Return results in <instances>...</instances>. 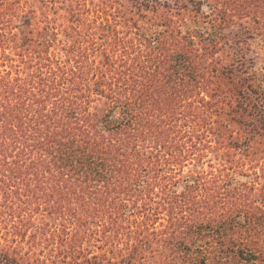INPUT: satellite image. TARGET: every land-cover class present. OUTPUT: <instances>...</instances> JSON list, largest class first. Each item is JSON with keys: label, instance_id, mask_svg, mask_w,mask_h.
Listing matches in <instances>:
<instances>
[{"label": "trees", "instance_id": "obj_1", "mask_svg": "<svg viewBox=\"0 0 264 264\" xmlns=\"http://www.w3.org/2000/svg\"><path fill=\"white\" fill-rule=\"evenodd\" d=\"M264 0H0V264H264Z\"/></svg>", "mask_w": 264, "mask_h": 264}, {"label": "rangeland", "instance_id": "obj_2", "mask_svg": "<svg viewBox=\"0 0 264 264\" xmlns=\"http://www.w3.org/2000/svg\"><path fill=\"white\" fill-rule=\"evenodd\" d=\"M254 53L263 56L264 55V43L256 40L252 42V53L251 55H253Z\"/></svg>", "mask_w": 264, "mask_h": 264}]
</instances>
